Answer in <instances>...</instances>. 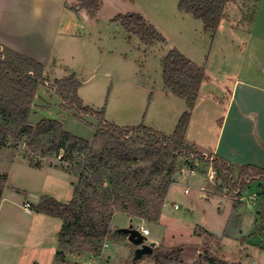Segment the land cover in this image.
Here are the masks:
<instances>
[{"label":"rangeland","instance_id":"obj_1","mask_svg":"<svg viewBox=\"0 0 264 264\" xmlns=\"http://www.w3.org/2000/svg\"><path fill=\"white\" fill-rule=\"evenodd\" d=\"M177 3L178 0H101L98 11L91 18L82 12L77 18L74 13L75 21L69 23L71 36L64 37L58 46L55 45L53 59L45 65V84L51 85L56 79L64 78L70 70L80 82L77 96L82 105L95 111L102 110L105 122L119 127L154 125L152 129L155 131L165 126V120L177 108V101L186 107L184 100L172 94L168 97L174 103H164L161 59L169 50L177 49L202 67L211 90L219 88L226 92L237 75L240 60L256 52L254 45L258 39L264 43V20L258 18L253 28H245L244 23L232 28L228 25L229 20L240 16L232 3L227 7L226 18L229 20L224 19L217 31L209 34L204 32L201 21L192 16H186L183 22L178 21ZM237 3L240 4V0L234 4ZM252 5L253 0H250V9ZM125 13L141 14L165 41L148 46L135 35L128 34L118 22L113 21L117 14ZM223 93L218 95L216 91L220 100H223ZM42 119L59 121L70 134L89 141L94 147L99 145V141L93 139L98 125L96 117L89 114L79 120L73 110L60 107L53 91L39 85L29 122L34 125ZM162 130H169L164 134L170 135L174 129ZM60 157L61 154L41 157L22 142L11 140L0 150V174L7 176L0 200V264H69L68 261L57 262L54 256L58 249L61 220L36 212L33 206L43 195L67 203L73 194L78 197L82 192L90 196L101 189L114 190L107 179L102 180L101 188L92 180L85 167L84 154L76 155L70 163L61 161ZM205 158L211 159L210 156ZM30 161L40 163V167H30ZM63 167L76 172L67 173ZM205 169V163L197 159L178 158L159 220L132 219L122 212H115L110 222L107 247L98 256H83L82 263L154 264L152 255H143L135 260V247L128 241L127 235L112 230L131 224L134 228L145 226L148 229L150 235L147 240L158 241L154 249L165 254L180 249L193 264H209L212 258L224 259L228 264L238 263L244 250L248 257H243V264H253L252 261L264 264V251L248 244L260 241L261 236L257 232H261V226L237 224L233 212L229 215V201L217 186V177L214 175V185H211L205 176ZM201 186L204 191H200ZM184 190L187 192L184 193ZM220 200L224 201L221 209ZM26 202L29 212L23 207ZM227 218L228 224H225ZM225 227L223 243L229 249L228 259L220 256L218 242L207 236L203 241L197 235V232L203 234L200 228L218 233ZM250 230L253 233L249 234ZM235 236L245 238L248 243L241 245L240 239L234 240Z\"/></svg>","mask_w":264,"mask_h":264},{"label":"trees","instance_id":"obj_2","mask_svg":"<svg viewBox=\"0 0 264 264\" xmlns=\"http://www.w3.org/2000/svg\"><path fill=\"white\" fill-rule=\"evenodd\" d=\"M236 1L178 0L177 10L200 20L204 32L214 34L226 16L227 7ZM240 1L243 8L247 0ZM73 2L77 10H84L89 17L95 15L101 4V0ZM252 15L253 11L248 16L249 21ZM113 21L118 22L128 34L135 35L144 45L165 41L139 13L117 14ZM161 67L164 87L183 99L187 107L170 135L143 125L119 127L105 122L102 110L95 111L82 105L77 96L80 82L74 74L46 85L41 63L0 43V150L11 140L14 143L22 142L27 149L37 152L41 157L61 154L60 160L68 163L76 155L84 154L85 167L92 180L100 188L103 179L113 184L114 190L105 188L90 196L82 192L78 197L73 194L67 203L43 195L33 206L36 212L61 220L58 249L54 254L57 262H67V253L98 256L110 235V222L115 212L157 222L178 158L209 163L217 180L222 182L228 192L239 191L255 180L264 181V170L261 168L241 166L234 176L231 165L225 160L218 157L209 160L185 145L191 111L200 84L206 78L205 71L175 48L161 59ZM39 85L53 91L60 101V107L73 110L79 120L89 114L96 117L98 125L93 139L99 141L98 146L94 147L89 141L65 131L59 121L42 119L34 125L29 122ZM169 158L171 160L167 161ZM29 165L40 167L38 162L30 161ZM63 170L70 174L76 172L72 168L63 167ZM6 180V174H0V200ZM260 220L261 231L264 232V213L260 215ZM112 230L120 233L116 229ZM179 253L180 249H174L169 254L154 249V264H193L183 261ZM209 264L228 263L224 259L212 258Z\"/></svg>","mask_w":264,"mask_h":264},{"label":"crops","instance_id":"obj_3","mask_svg":"<svg viewBox=\"0 0 264 264\" xmlns=\"http://www.w3.org/2000/svg\"><path fill=\"white\" fill-rule=\"evenodd\" d=\"M240 2V4H234L235 2H233L234 10L236 13L239 11L240 16L233 17V21H230L226 16L224 18L226 21L229 20V26L235 28V26H241V23H244L245 28H253L260 18L264 20V0H253L251 9L249 8L250 0L244 2L243 8L242 1ZM74 5L73 0H0V43L41 63L45 71V65L53 59L55 45L58 46V43L64 37L71 36L69 30L70 21H75L77 16L80 17V14L85 13L84 10L73 9ZM240 5L241 9H239ZM251 11H253V15L249 21L248 16ZM177 14V16H180L178 21L182 20V22L186 20L184 19L187 18L186 16H191L179 11ZM252 19L253 22H251ZM237 20L238 22H236ZM254 48L256 52L252 53L251 57L244 56L240 60L237 75L231 80V85L229 88H226V92L223 93L221 89L216 88V91L219 93L218 95L224 94L222 96L223 100L218 98L216 91L209 88V81L206 78L202 81L191 111L184 139L185 145L192 150L204 156L218 157L225 160L231 165L234 176L237 175L238 169L241 166H255L264 170L263 40L258 39ZM69 73L71 74L70 70L64 77L70 75ZM163 92L165 94L164 103H174L173 99L168 97V94L172 93L165 87L163 88ZM172 96L175 95L172 94ZM177 102L175 103L177 108L171 114V117L165 120V126H160V128L156 129L157 131L167 134L168 132L166 131L169 130L164 131L162 129H169V127L174 129L180 115L187 108L180 101ZM150 123L153 122L151 121ZM150 127L154 128V125ZM205 167L204 173L207 181L211 185H214L213 178L214 175L216 176V173L210 165L205 163ZM219 181L217 180V186L223 191V197L229 201V215L233 212L237 224H253L256 228L261 226L260 215L264 213V182L255 180L256 182H249L239 191L228 192L224 185L221 184L222 182ZM202 188L203 190H201ZM199 189L200 191H204L203 186ZM169 190L170 186L166 198L168 197ZM35 200L37 201L38 199L35 198ZM223 204L224 201L220 200L219 205L221 207L219 209L222 208ZM226 220L225 224H228V218ZM139 227L147 229L145 226ZM200 229L203 234L197 232V235L203 238V241H205L204 236H207V238L218 242L221 246V250L219 251L220 256L228 259L229 249L223 243V239L226 238V227L222 228L218 233L211 229ZM250 233H253V231L250 230ZM257 233L261 236L260 241L257 242L251 241L248 243L245 238L239 236L233 238L235 241L240 239L241 245L248 243L250 246L264 251V232L261 231L259 233L258 231ZM149 235L150 232L148 231L146 240ZM203 241L201 244H203ZM152 242L155 243V247L158 246V241ZM105 243L103 249L107 247V241ZM15 246L17 247L18 245ZM181 251L179 253L180 258L187 263H191V259L185 258L183 256L184 253ZM244 251L240 254L242 257L239 256V262L234 264H243V257H248V254ZM83 256L93 255L67 253L66 259L69 264H83ZM252 262L253 264L258 263L257 261Z\"/></svg>","mask_w":264,"mask_h":264},{"label":"water","instance_id":"obj_4","mask_svg":"<svg viewBox=\"0 0 264 264\" xmlns=\"http://www.w3.org/2000/svg\"><path fill=\"white\" fill-rule=\"evenodd\" d=\"M76 9L78 7H75ZM221 182V181H219ZM35 198L34 196L30 195ZM118 232L127 235L128 241L135 247L133 251L134 259L138 260L143 255H152L153 249L156 246L154 242H148L146 237L143 236L137 228H134L131 224L125 228L116 229Z\"/></svg>","mask_w":264,"mask_h":264},{"label":"built area","instance_id":"obj_5","mask_svg":"<svg viewBox=\"0 0 264 264\" xmlns=\"http://www.w3.org/2000/svg\"><path fill=\"white\" fill-rule=\"evenodd\" d=\"M201 190H203V188L201 189ZM187 192V190H185L184 191V193H186ZM23 207H24V209H25V211H29V204L26 202V203H24L23 204ZM175 207H177V206H175ZM139 231H140V233L143 235V236H147L148 235V229H145V228H142V227H139V228H137ZM106 242V241H105ZM104 242V244H103V248L105 247V243Z\"/></svg>","mask_w":264,"mask_h":264}]
</instances>
